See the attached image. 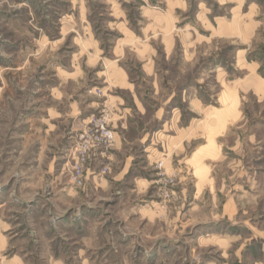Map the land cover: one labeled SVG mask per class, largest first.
<instances>
[{
  "label": "rangeland",
  "instance_id": "rangeland-1",
  "mask_svg": "<svg viewBox=\"0 0 264 264\" xmlns=\"http://www.w3.org/2000/svg\"><path fill=\"white\" fill-rule=\"evenodd\" d=\"M112 96L128 99L124 128ZM103 108L122 150L78 166L77 134ZM263 179L264 0H0L4 255L219 264L248 218L264 227Z\"/></svg>",
  "mask_w": 264,
  "mask_h": 264
},
{
  "label": "crops",
  "instance_id": "crops-1",
  "mask_svg": "<svg viewBox=\"0 0 264 264\" xmlns=\"http://www.w3.org/2000/svg\"><path fill=\"white\" fill-rule=\"evenodd\" d=\"M121 83V86H123L124 89L129 91V101L132 103L133 106H137V101H139L142 105L144 104L141 100V97H139L138 95L136 84L131 79H129L127 70H123L122 72ZM182 89L183 88H180L179 90ZM112 97H114L112 98L114 103L122 109V112H120L121 114L117 115V117L113 119L112 127L114 129L115 126H121L124 128L127 124L129 116V113L127 111L128 105H126L128 99L122 96ZM86 106L89 107L91 111L92 108H94L95 106V102L91 100L90 103ZM71 107L75 109L72 113L73 121L76 123L84 120V118L82 117L83 113L80 104L78 102H75V105L71 104ZM124 140L125 139L123 137V134L116 130L114 145L115 148L113 149L114 155L120 153V150H122V146L124 144ZM130 165L132 164H127V162H125L122 168L123 171L127 172L129 170ZM252 177L254 178L255 176L253 175ZM256 183V185L260 186L261 190L264 189V179L257 180ZM227 202H229L231 205L233 215L237 214V209H235L237 208V206L234 197H232L230 200H227ZM233 209L236 210L235 213ZM244 224L247 234L243 236L239 232L237 234L232 233L230 234V236L228 235L229 244L227 245V247H233V243H238L236 248L231 253L228 252L226 254H221V261L219 262V264H264V227L258 226L255 222L251 221L250 218H248ZM232 225L234 226L235 223H232ZM10 238L11 237L6 234L5 229H2V227H0V264H24L22 255L20 254H9L7 256L3 254V252H5L6 250L12 248ZM229 255L230 257H228ZM213 264H218V262H214Z\"/></svg>",
  "mask_w": 264,
  "mask_h": 264
},
{
  "label": "built area",
  "instance_id": "built-area-1",
  "mask_svg": "<svg viewBox=\"0 0 264 264\" xmlns=\"http://www.w3.org/2000/svg\"><path fill=\"white\" fill-rule=\"evenodd\" d=\"M109 112L103 108L92 114L77 134L76 165L82 166L88 157L99 150L109 149L115 141V132L109 126Z\"/></svg>",
  "mask_w": 264,
  "mask_h": 264
}]
</instances>
